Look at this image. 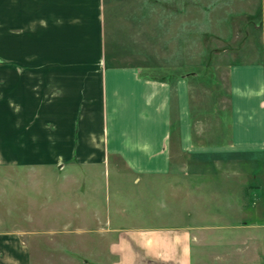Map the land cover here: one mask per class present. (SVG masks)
Listing matches in <instances>:
<instances>
[{"label": "rangeland", "instance_id": "1", "mask_svg": "<svg viewBox=\"0 0 264 264\" xmlns=\"http://www.w3.org/2000/svg\"><path fill=\"white\" fill-rule=\"evenodd\" d=\"M254 6L255 0H0V233L22 238L18 230L29 231L24 236L30 246V264H99L101 255L92 257L86 249L87 243L96 247L98 234L68 232L76 219L67 209L81 213L94 205L112 215L113 206L120 204L129 215L138 197H155L160 192L159 186L136 184L126 170L113 167L111 158L97 168H79L77 184L60 189L64 174L58 164L63 161H55L56 137L50 130L56 124L37 116L41 81L76 84L78 89H61L59 98L48 99L50 107L54 102L66 113L74 102L83 107L96 100L98 91L91 84L104 68L133 67L139 76L170 82L185 75L191 106L199 104L206 114H219L225 97V60L247 58L251 51L233 40L237 51L228 50L233 52L225 56L219 39L230 36L231 24L237 26V37L244 25L257 21ZM250 35L253 41L257 38L256 33ZM43 58L52 66L45 75L40 71ZM74 114L71 124L60 120L59 126L75 144L79 112ZM199 117L208 128L202 141H213V129L219 130L220 123L223 129L225 116H191L194 134ZM69 127L71 135L64 132ZM25 130L30 135L24 136ZM40 144L45 147L37 149ZM29 145V151H42L51 165L35 164L38 155L34 159L23 149ZM15 158L21 161L13 164ZM65 192L67 198L61 201ZM78 200L83 201L76 205ZM62 203L67 204L63 213L55 210ZM238 247L223 243L219 249H206V264H264V232L252 251ZM245 252L251 260L246 261ZM198 257L194 245L191 264H198Z\"/></svg>", "mask_w": 264, "mask_h": 264}, {"label": "crops", "instance_id": "2", "mask_svg": "<svg viewBox=\"0 0 264 264\" xmlns=\"http://www.w3.org/2000/svg\"><path fill=\"white\" fill-rule=\"evenodd\" d=\"M254 7H258L257 21L244 25L242 34L235 37L237 26L231 24L230 36L217 38L224 44L220 53L225 56L237 51L231 44L233 40L251 49L247 58L225 60V97L219 114H206L199 104L191 106L185 75L170 82L139 76L133 67L104 68L91 84L98 91L96 100L83 107L74 102L75 106L66 113L54 102L50 107L48 99L59 98L61 89L68 91L73 86L75 90L76 84L41 81L37 116L56 124L50 128L56 137L52 146L55 161L70 158L68 164H58L64 174V183L58 184L60 189L77 184L79 168H97L109 158L114 168L126 170L141 187L160 188L155 197H138L133 203L135 211L129 215L120 204L113 206L112 215L94 205L81 213L67 209L64 203L55 206V210L63 213L67 209L68 215L75 217L76 224L68 232L98 234L96 247L87 243L86 249L92 257L101 255L99 264H191L194 245L198 248V264H206V249H219L224 243L252 251L258 238H262L264 0H255ZM225 31L226 28L221 30L223 34ZM252 32L257 35L254 41L249 37ZM40 66L44 75L52 68L44 58ZM72 97L78 99L75 92ZM75 111L79 116L74 144L59 124L60 120L71 124ZM191 116H225L224 127L221 129L220 123L219 130L213 129L214 140L205 142L202 140L208 128L199 117L194 134ZM64 132L71 135V127ZM28 133L22 132L24 136L31 132ZM27 147L24 151L34 159L38 155L35 164L51 165L42 151L31 152V145ZM44 147L40 144L37 149ZM12 161L14 164L21 160ZM66 198L67 193H61V201ZM209 201L215 205L211 207ZM26 214L29 223L30 216ZM162 219L168 223L154 225V221ZM203 219L214 223H204ZM18 232L23 233L22 238L0 233V264H30V246L24 236L29 231ZM215 254L214 258H220ZM244 254L246 261L251 260Z\"/></svg>", "mask_w": 264, "mask_h": 264}]
</instances>
